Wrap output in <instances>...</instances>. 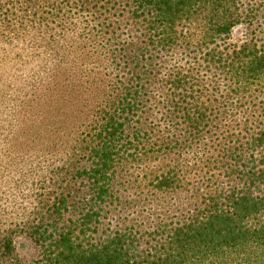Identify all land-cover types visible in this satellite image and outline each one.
<instances>
[{
	"label": "trees",
	"instance_id": "obj_1",
	"mask_svg": "<svg viewBox=\"0 0 264 264\" xmlns=\"http://www.w3.org/2000/svg\"><path fill=\"white\" fill-rule=\"evenodd\" d=\"M239 10L237 0L132 1L130 12L144 38L128 43L133 52L125 60L130 67L129 83L121 86L125 97L99 126L95 138L100 141L86 143L85 163L73 154L62 168L40 164L13 177L9 166L3 167L0 264H264V121L248 124L246 120L244 127L237 121L231 135L221 138L217 133L220 141L207 144L200 140L206 138L216 117L228 118L218 105L212 109L220 113L211 116L209 104L220 101L217 93L245 97L256 89L264 95V50L248 43L226 55L207 53L208 63L226 72L227 93L202 87L199 78L168 72L161 77L163 64L157 60L162 50L175 45L179 24L197 22L202 27L201 41L208 45L228 35L241 21ZM125 82L119 81L121 85ZM152 82L167 88L163 98L148 92L152 123L161 120L153 114L155 107H164L170 131L169 137L153 143L155 129L151 127L150 137L149 131L145 133L151 150L157 145L166 155L177 154L180 142L188 148L198 146L205 155H197V147L191 158L180 161L171 155L168 163L155 161L150 188L167 192L197 186L200 195L190 213L176 221L163 220L150 229L135 222L104 231L105 210L119 198L115 180L119 161L126 159L121 148L127 115L133 117L138 100L147 96ZM141 131H130V137L139 140ZM196 165L213 171L193 183L188 174ZM20 234L32 242L29 258L17 251Z\"/></svg>",
	"mask_w": 264,
	"mask_h": 264
},
{
	"label": "rangeland",
	"instance_id": "obj_2",
	"mask_svg": "<svg viewBox=\"0 0 264 264\" xmlns=\"http://www.w3.org/2000/svg\"><path fill=\"white\" fill-rule=\"evenodd\" d=\"M132 1L0 0V176L6 166L11 170L10 177L40 164L62 168L73 154L83 157L80 163H85L86 143L100 141L95 138L99 126L125 97L121 86L127 87L130 77L125 60L133 52L128 43L144 38L130 12ZM237 3L241 21L228 35L208 45L201 41L202 27L197 22L179 24L175 45L158 56L163 64L160 76L168 72L199 78L202 87L227 93L230 89L226 72L209 64L207 53L219 51L226 55L248 43L264 50V0ZM122 79L126 81L124 85L119 83ZM166 90L152 82L147 96L138 100L133 117L124 114L128 118L121 149L126 159L117 165L115 189L119 198L105 210L101 225L104 231L130 227L135 222H141L142 229H150L160 221H176L188 215L197 203V186L167 192L150 188L155 161L168 163L172 154L157 150V145L151 150L150 138L145 135L149 131L150 137L153 127V143H159L169 137L170 131L164 107H155L153 114L161 120L152 123L148 92L163 98ZM217 95L220 101L209 104L211 116L220 113L212 109L218 105L228 118L216 117L209 127L212 132L207 129L206 138H200L202 143L213 144L231 135L239 121L240 127L246 125V120L248 124L264 121V95L260 90L254 89L245 97ZM139 129V140L130 137V131ZM186 145L179 142L177 154L172 157L180 161L193 157L198 146ZM200 149L197 155L203 157ZM209 151L213 153L214 149ZM193 169L188 174L193 183L213 171L198 165ZM16 244L21 257L32 255L33 245L26 235L20 234Z\"/></svg>",
	"mask_w": 264,
	"mask_h": 264
}]
</instances>
